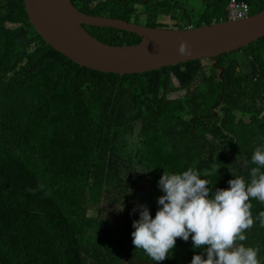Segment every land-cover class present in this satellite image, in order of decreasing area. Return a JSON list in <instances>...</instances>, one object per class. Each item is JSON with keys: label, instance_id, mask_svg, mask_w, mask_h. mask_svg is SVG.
I'll return each instance as SVG.
<instances>
[{"label": "trees", "instance_id": "obj_1", "mask_svg": "<svg viewBox=\"0 0 264 264\" xmlns=\"http://www.w3.org/2000/svg\"><path fill=\"white\" fill-rule=\"evenodd\" d=\"M72 1L91 16L141 24L132 18L146 15L143 26L152 28H165L160 18L173 9L181 14L171 16L174 29L228 20L230 3L203 0L194 15L171 0ZM239 1L252 15L264 11V0ZM142 3L147 11L135 13ZM85 26L109 45L142 42ZM238 52L243 60L228 54L217 63L105 74L48 45L26 0H0V264H190L203 251L191 236L152 261L132 243L133 221L142 204L155 216L165 170L193 167L213 192L235 176L250 179L251 156L264 145V39ZM211 82L220 90L215 103L202 87ZM251 203L254 216L264 211ZM246 236L264 262V227L256 221Z\"/></svg>", "mask_w": 264, "mask_h": 264}, {"label": "clouds", "instance_id": "obj_2", "mask_svg": "<svg viewBox=\"0 0 264 264\" xmlns=\"http://www.w3.org/2000/svg\"><path fill=\"white\" fill-rule=\"evenodd\" d=\"M251 163L256 166L250 169V179L235 176L229 187L214 192L193 167L178 173L165 170L158 180L163 194L157 197L155 216L147 205L137 206L139 219L133 221L131 233L135 249L159 262L172 255L177 238L187 242L191 236L192 248L203 251L194 254L190 264H264L259 248L243 243L256 221L264 227V211L254 216L251 203H264V145L255 148Z\"/></svg>", "mask_w": 264, "mask_h": 264}, {"label": "water", "instance_id": "obj_3", "mask_svg": "<svg viewBox=\"0 0 264 264\" xmlns=\"http://www.w3.org/2000/svg\"><path fill=\"white\" fill-rule=\"evenodd\" d=\"M26 5L30 21L48 45L80 66L105 74H144L202 59L217 63L221 55L264 39V11L242 20L181 30L91 16L72 0H26ZM85 25L136 34L142 42L109 45L95 38Z\"/></svg>", "mask_w": 264, "mask_h": 264}, {"label": "rangeland", "instance_id": "obj_4", "mask_svg": "<svg viewBox=\"0 0 264 264\" xmlns=\"http://www.w3.org/2000/svg\"><path fill=\"white\" fill-rule=\"evenodd\" d=\"M162 1H165V0H162ZM169 1V0H167ZM210 2L212 0H209ZM150 2L152 3H156V0H150ZM171 6L172 7H177V6H185L187 9H189V11L191 13H193L194 15H198L200 12L203 11V9H205L206 7V4L203 2V0H171ZM145 7H147L145 4L142 3L141 6H139L138 10L135 11V13H145L147 10L145 9ZM170 15L171 16H177V17H180L181 14L177 13L175 10H171L170 11ZM253 15H255V13H253ZM129 16V15H127ZM171 16H167V15H163L162 18H160V20H162V22L165 23L166 25V29H170L172 27V25L175 23V21L172 20V17ZM107 17V16H106ZM128 18H131V17H128ZM146 19H147V16L146 15H143L142 18L140 19H133L132 20H138L141 24L139 25H144L145 22H146ZM227 20L225 21H220V22H226ZM133 22V21H131ZM217 22H215L216 24ZM207 26V25H205ZM199 28V27H198ZM239 52H236V53H232L231 57L234 58V57H239V60H243V56H239L240 54H238ZM210 63H212V61H210ZM208 63V64H210ZM241 63H244V61H242ZM214 68L212 69V73H216L217 70H214L215 69V65L213 66ZM212 68V66H211ZM215 80V79H214ZM204 90L209 94L208 98L213 101H211L212 103H215L218 95H219V88H216V85H215V82H211V83H207L205 84L204 86ZM88 214L90 215V217H93V215H96V212L95 211H92V210H89Z\"/></svg>", "mask_w": 264, "mask_h": 264}, {"label": "built area", "instance_id": "obj_5", "mask_svg": "<svg viewBox=\"0 0 264 264\" xmlns=\"http://www.w3.org/2000/svg\"><path fill=\"white\" fill-rule=\"evenodd\" d=\"M250 15H252V8H250L248 3L239 0H230L228 5V21L242 20Z\"/></svg>", "mask_w": 264, "mask_h": 264}, {"label": "crops", "instance_id": "obj_6", "mask_svg": "<svg viewBox=\"0 0 264 264\" xmlns=\"http://www.w3.org/2000/svg\"><path fill=\"white\" fill-rule=\"evenodd\" d=\"M160 21H162V20H160ZM164 23V22H163Z\"/></svg>", "mask_w": 264, "mask_h": 264}]
</instances>
